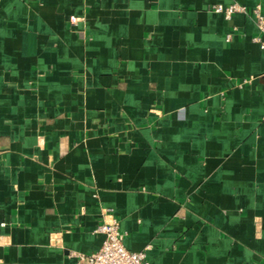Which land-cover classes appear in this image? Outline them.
Listing matches in <instances>:
<instances>
[{
    "label": "crops",
    "instance_id": "1",
    "mask_svg": "<svg viewBox=\"0 0 264 264\" xmlns=\"http://www.w3.org/2000/svg\"><path fill=\"white\" fill-rule=\"evenodd\" d=\"M257 5L0 0V264H264Z\"/></svg>",
    "mask_w": 264,
    "mask_h": 264
},
{
    "label": "built area",
    "instance_id": "2",
    "mask_svg": "<svg viewBox=\"0 0 264 264\" xmlns=\"http://www.w3.org/2000/svg\"><path fill=\"white\" fill-rule=\"evenodd\" d=\"M212 10L224 14L228 19H231L235 13L248 12L246 6L238 3L216 4ZM252 13L262 34V36L255 37L254 40L259 42L264 49V14L261 6L257 5ZM78 19L76 16L71 17L72 23L77 22ZM230 37L229 34L227 38L230 39ZM95 231L104 235L101 247L90 254L75 253L77 264H149L147 259L149 247L141 251L129 250L124 244L125 234L120 231L119 222L116 218L112 217L109 221L103 222Z\"/></svg>",
    "mask_w": 264,
    "mask_h": 264
}]
</instances>
